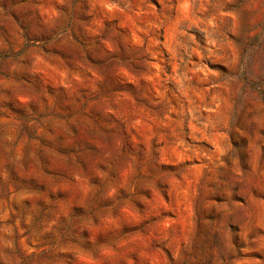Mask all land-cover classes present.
Segmentation results:
<instances>
[{"label":"rangeland","instance_id":"obj_1","mask_svg":"<svg viewBox=\"0 0 264 264\" xmlns=\"http://www.w3.org/2000/svg\"><path fill=\"white\" fill-rule=\"evenodd\" d=\"M0 264H264V0H0Z\"/></svg>","mask_w":264,"mask_h":264}]
</instances>
